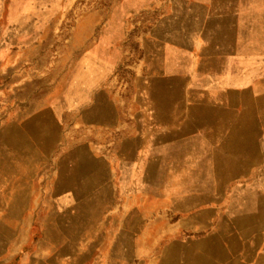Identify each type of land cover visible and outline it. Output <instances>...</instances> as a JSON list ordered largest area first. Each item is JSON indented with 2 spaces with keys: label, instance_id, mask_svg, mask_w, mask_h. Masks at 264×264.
Returning a JSON list of instances; mask_svg holds the SVG:
<instances>
[{
  "label": "crops",
  "instance_id": "crops-1",
  "mask_svg": "<svg viewBox=\"0 0 264 264\" xmlns=\"http://www.w3.org/2000/svg\"><path fill=\"white\" fill-rule=\"evenodd\" d=\"M138 52L2 125L0 264H264V0H172Z\"/></svg>",
  "mask_w": 264,
  "mask_h": 264
},
{
  "label": "rangeland",
  "instance_id": "rangeland-1",
  "mask_svg": "<svg viewBox=\"0 0 264 264\" xmlns=\"http://www.w3.org/2000/svg\"><path fill=\"white\" fill-rule=\"evenodd\" d=\"M171 3L0 0V130L12 121L46 115L43 108L58 103L67 84L74 91L76 78L109 72L116 87L128 88L139 38ZM66 116L73 120L74 112ZM60 126L36 129V155L61 152L90 133L70 120Z\"/></svg>",
  "mask_w": 264,
  "mask_h": 264
}]
</instances>
